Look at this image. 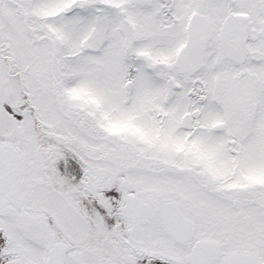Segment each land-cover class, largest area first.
I'll list each match as a JSON object with an SVG mask.
<instances>
[{
  "label": "snow or ice",
  "instance_id": "snow-or-ice-1",
  "mask_svg": "<svg viewBox=\"0 0 264 264\" xmlns=\"http://www.w3.org/2000/svg\"><path fill=\"white\" fill-rule=\"evenodd\" d=\"M0 264H264V0H0Z\"/></svg>",
  "mask_w": 264,
  "mask_h": 264
}]
</instances>
